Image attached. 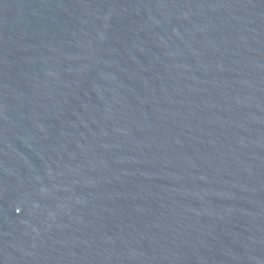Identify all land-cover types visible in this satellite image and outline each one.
Masks as SVG:
<instances>
[{
  "label": "water",
  "instance_id": "water-1",
  "mask_svg": "<svg viewBox=\"0 0 264 264\" xmlns=\"http://www.w3.org/2000/svg\"><path fill=\"white\" fill-rule=\"evenodd\" d=\"M0 264H264V0H0Z\"/></svg>",
  "mask_w": 264,
  "mask_h": 264
}]
</instances>
